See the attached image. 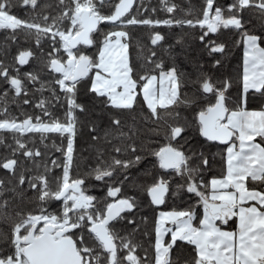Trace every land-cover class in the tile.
I'll list each match as a JSON object with an SVG mask.
<instances>
[{
	"label": "snow or ice",
	"instance_id": "1",
	"mask_svg": "<svg viewBox=\"0 0 264 264\" xmlns=\"http://www.w3.org/2000/svg\"><path fill=\"white\" fill-rule=\"evenodd\" d=\"M0 264H264V0H0Z\"/></svg>",
	"mask_w": 264,
	"mask_h": 264
}]
</instances>
